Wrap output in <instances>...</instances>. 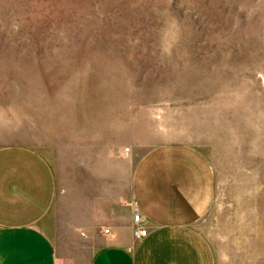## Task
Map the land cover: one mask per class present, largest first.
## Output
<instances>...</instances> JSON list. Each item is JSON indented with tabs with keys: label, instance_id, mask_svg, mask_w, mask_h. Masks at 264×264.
Masks as SVG:
<instances>
[{
	"label": "rangeland",
	"instance_id": "374dc122",
	"mask_svg": "<svg viewBox=\"0 0 264 264\" xmlns=\"http://www.w3.org/2000/svg\"><path fill=\"white\" fill-rule=\"evenodd\" d=\"M12 145L50 163L58 198L109 192L132 215L140 157L188 147L213 174L195 227L215 264H264V0H0Z\"/></svg>",
	"mask_w": 264,
	"mask_h": 264
},
{
	"label": "crops",
	"instance_id": "0c3cea01",
	"mask_svg": "<svg viewBox=\"0 0 264 264\" xmlns=\"http://www.w3.org/2000/svg\"><path fill=\"white\" fill-rule=\"evenodd\" d=\"M212 197L213 174L201 154L174 145L145 153L130 179L129 200L147 230L136 239L132 213L113 193L60 199L53 168L39 152L3 146L0 264H215L195 227Z\"/></svg>",
	"mask_w": 264,
	"mask_h": 264
},
{
	"label": "built area",
	"instance_id": "2783aa9c",
	"mask_svg": "<svg viewBox=\"0 0 264 264\" xmlns=\"http://www.w3.org/2000/svg\"><path fill=\"white\" fill-rule=\"evenodd\" d=\"M132 222H133V229H132V235L134 238H144L147 234V230L142 226L141 224V216L137 211H134L132 215ZM103 234L107 235L109 234V230L105 229L103 231Z\"/></svg>",
	"mask_w": 264,
	"mask_h": 264
}]
</instances>
